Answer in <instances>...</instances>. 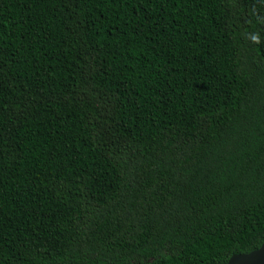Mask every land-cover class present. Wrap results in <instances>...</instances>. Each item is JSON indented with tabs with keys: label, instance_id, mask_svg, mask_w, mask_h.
Listing matches in <instances>:
<instances>
[{
	"label": "trees",
	"instance_id": "obj_1",
	"mask_svg": "<svg viewBox=\"0 0 264 264\" xmlns=\"http://www.w3.org/2000/svg\"><path fill=\"white\" fill-rule=\"evenodd\" d=\"M263 241L264 0H0V264Z\"/></svg>",
	"mask_w": 264,
	"mask_h": 264
},
{
	"label": "water",
	"instance_id": "obj_2",
	"mask_svg": "<svg viewBox=\"0 0 264 264\" xmlns=\"http://www.w3.org/2000/svg\"><path fill=\"white\" fill-rule=\"evenodd\" d=\"M225 264H264V241L248 252L231 254Z\"/></svg>",
	"mask_w": 264,
	"mask_h": 264
}]
</instances>
